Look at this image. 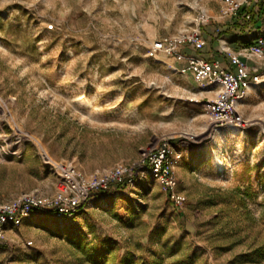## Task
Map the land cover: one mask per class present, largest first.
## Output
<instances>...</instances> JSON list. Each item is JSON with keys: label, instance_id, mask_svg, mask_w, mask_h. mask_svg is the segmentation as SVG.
<instances>
[{"label": "rangeland", "instance_id": "obj_1", "mask_svg": "<svg viewBox=\"0 0 264 264\" xmlns=\"http://www.w3.org/2000/svg\"><path fill=\"white\" fill-rule=\"evenodd\" d=\"M224 1L0 0V264H88L105 240L107 264H264V59L218 125L215 94L150 51L199 11L223 35ZM164 146L173 191L143 157ZM61 162L87 179L121 164L126 186L91 191L72 219L18 211L56 195Z\"/></svg>", "mask_w": 264, "mask_h": 264}, {"label": "built area", "instance_id": "obj_2", "mask_svg": "<svg viewBox=\"0 0 264 264\" xmlns=\"http://www.w3.org/2000/svg\"><path fill=\"white\" fill-rule=\"evenodd\" d=\"M242 8H254L262 18L264 0H225L217 21L221 23L232 21ZM249 18L248 13L243 16L244 21ZM210 22L211 17L206 12L199 11L186 27L155 40L150 51L152 55L170 58L178 66L180 73L192 76L205 88L213 90L215 99L208 105L210 118L215 124L229 125L237 120L236 108L245 91L262 84L259 68L249 64L264 59V24L260 19L257 26L245 35H234V40L238 42H241L244 36H251L252 43L238 51L226 53L230 69H225L218 60H207L200 55L205 46L202 29ZM143 157L152 177L173 191L177 182L172 172L173 162L169 159V149L164 146L154 154L151 152L143 154ZM179 157L180 155H174L175 160ZM54 170L59 177L56 195L51 200L43 201L27 198L18 204V211L45 210L60 218H75L91 191L110 189L124 182V177L129 173L121 164L109 170L106 178L87 179L74 166L64 162L55 165ZM171 197L176 201L181 199L178 196ZM12 217V214L8 213L0 216V240L3 238L5 223L11 221Z\"/></svg>", "mask_w": 264, "mask_h": 264}, {"label": "trees", "instance_id": "obj_3", "mask_svg": "<svg viewBox=\"0 0 264 264\" xmlns=\"http://www.w3.org/2000/svg\"><path fill=\"white\" fill-rule=\"evenodd\" d=\"M246 13L250 14V18L249 20L244 21L243 16ZM260 19L263 20V24H264V16L260 18L259 14L254 11V8H250V9L242 8L238 12L237 16L233 18L232 27L227 28L220 34L238 35V36L245 35L250 30H252L253 28L257 26ZM125 186H126L125 182H122V183H119L113 186L114 187L113 189L115 191H119L123 189ZM108 191H111V189L108 188L106 190H99L97 193L102 194ZM37 211L40 212V210H37ZM109 242L110 240H105L104 242H98L96 246H94L91 250H87L85 252L86 263L88 264H107L109 253H110L109 251L110 249L108 248ZM81 249H83V251L85 250V248H81ZM111 264H134V263H132L129 255L125 254L122 258H117L116 260L114 259L113 261H111ZM152 264H157V262L154 261Z\"/></svg>", "mask_w": 264, "mask_h": 264}, {"label": "crops", "instance_id": "obj_4", "mask_svg": "<svg viewBox=\"0 0 264 264\" xmlns=\"http://www.w3.org/2000/svg\"><path fill=\"white\" fill-rule=\"evenodd\" d=\"M233 21H228L226 24L222 27V30H226L227 28H230L227 26L231 25ZM215 28L212 26L207 27L206 29H202V36L205 41L204 48L200 51V55L204 57L207 60H218L221 63V66L225 69H230L229 62L226 57V53H232L235 51L240 50L241 48H245L249 44L252 43L251 36H244L243 40L241 42H238L234 40V35H226L223 34L221 36L215 35L214 31ZM168 34L162 35V37L167 36ZM251 41V42H250ZM251 65V64H249ZM252 88H248L245 93L244 97H247L252 90ZM213 94L214 91L210 90Z\"/></svg>", "mask_w": 264, "mask_h": 264}]
</instances>
